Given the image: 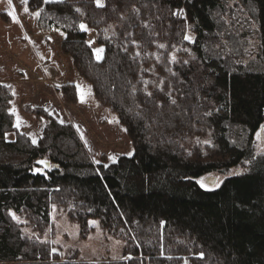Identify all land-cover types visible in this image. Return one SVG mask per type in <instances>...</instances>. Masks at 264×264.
I'll list each match as a JSON object with an SVG mask.
<instances>
[{
	"label": "trees",
	"instance_id": "obj_1",
	"mask_svg": "<svg viewBox=\"0 0 264 264\" xmlns=\"http://www.w3.org/2000/svg\"><path fill=\"white\" fill-rule=\"evenodd\" d=\"M102 4L27 2L41 31L64 34L62 53L116 114L133 155L94 164L74 126L51 117L33 144L16 132L11 89L0 83V264H264V156L252 152L264 127V0ZM81 24L103 48L100 60ZM60 91L76 101L73 84ZM42 159L50 167L36 172ZM238 166L217 189L197 183ZM54 206L82 231L97 220L123 242L121 256L52 252L40 237Z\"/></svg>",
	"mask_w": 264,
	"mask_h": 264
},
{
	"label": "rangeland",
	"instance_id": "obj_2",
	"mask_svg": "<svg viewBox=\"0 0 264 264\" xmlns=\"http://www.w3.org/2000/svg\"><path fill=\"white\" fill-rule=\"evenodd\" d=\"M235 2L230 0V5ZM13 11L17 18L15 21L8 15ZM36 13H40V10H31L22 0H12L11 4L8 0H0V83L11 89L9 112L13 115L16 132L26 135L31 142L34 136L38 142L48 122L47 117H51L59 123H71L90 158L102 161L101 165L112 164L109 155L118 159L129 157L127 153H133V146L124 126L115 113L99 104L91 85L75 70L70 57L62 53L60 44L64 34L54 27L49 31H41L37 23L39 15ZM86 31L87 42L96 58L95 50L103 48L96 44L94 31ZM241 32L245 33V30L241 29ZM249 41L255 45V38L249 37ZM64 84L75 86L76 101L68 102L63 97L60 89ZM80 89L83 90V100ZM18 118L21 125L19 129L15 127ZM258 133L253 136L252 152L264 156V134L258 137ZM7 138L11 139L12 134L7 135ZM245 167L208 173L197 181L216 178V184L204 188L214 190L224 179L243 172ZM50 215L52 225L43 229L40 239L50 240L62 259L73 253L87 261L107 257L118 259L121 256L123 242L105 235L97 220L88 222L86 232L55 206ZM16 218L26 223L25 218ZM28 227H24L25 234L39 237L37 232Z\"/></svg>",
	"mask_w": 264,
	"mask_h": 264
},
{
	"label": "snow or ice",
	"instance_id": "obj_3",
	"mask_svg": "<svg viewBox=\"0 0 264 264\" xmlns=\"http://www.w3.org/2000/svg\"><path fill=\"white\" fill-rule=\"evenodd\" d=\"M22 2H23V3H27L28 0H22ZM44 2H45V3H48V2H52V0H44ZM57 2H58V0H57ZM8 3L11 4V3H12V0H8ZM96 4H97L98 7H103L102 0H96ZM25 10H27V9H25ZM182 12H183L182 9H177L175 12H173V15H180ZM8 15L12 17L13 21H15V20L17 19L14 11H13V12H9ZM36 15H39V13H36ZM80 28H81L82 30H85V31L87 30L86 26L83 25V24L80 25ZM184 39L192 40V37L189 36V35H185V36H184ZM95 52H96V58H97L98 60L101 59V58H102L101 54L103 53V49H96ZM80 93H81V100H83V90H82V89H80ZM149 95H151V93H149ZM172 103L175 104L176 101H175V100H172ZM206 114H207V113H206ZM60 122L63 123V121H60ZM15 127H16L17 129H19V128L21 127V125H20V123H19V118H18V120H17V123H16ZM261 134H264V127H262L261 130H260V132L257 134L258 137H259V135H261ZM29 135H31V134H29ZM6 136H7V134H6ZM32 143H33V144H36V143H37V139H36V137H34V136L32 137ZM204 143L207 144V143H210V141H204ZM127 155H128L129 157H131V156L133 155V153H132V152H129V153H127ZM108 159H109V161H111L112 163H116V162H118V158H117L116 156H114V155H109ZM93 163H94V164H98V165H100V164H102V161H100V160H96V159L94 158V159H93ZM37 164H38V165H41L42 167H37V168H35V171H36V172H43L45 168L50 167L49 162H48L47 160H44V159L38 161ZM102 166L105 167V168H107V167H109L110 165H109V164H103ZM197 182L199 183V185H200L202 188H208L209 183H211V184H216V183H217V182H216V178H214V177H210V178H207V179H200V180H198ZM217 186H218V184H217ZM11 215L13 216V219H17L14 213H12ZM162 223H163V222H162ZM56 251H57L56 249H52V252H56ZM201 255H202V254H201Z\"/></svg>",
	"mask_w": 264,
	"mask_h": 264
},
{
	"label": "water",
	"instance_id": "obj_4",
	"mask_svg": "<svg viewBox=\"0 0 264 264\" xmlns=\"http://www.w3.org/2000/svg\"><path fill=\"white\" fill-rule=\"evenodd\" d=\"M46 169H47V168H46ZM209 185L212 186V185H214V184L209 183Z\"/></svg>",
	"mask_w": 264,
	"mask_h": 264
}]
</instances>
